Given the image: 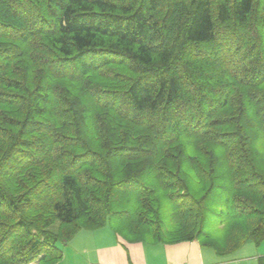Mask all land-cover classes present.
I'll use <instances>...</instances> for the list:
<instances>
[{
	"label": "trees",
	"instance_id": "obj_1",
	"mask_svg": "<svg viewBox=\"0 0 264 264\" xmlns=\"http://www.w3.org/2000/svg\"><path fill=\"white\" fill-rule=\"evenodd\" d=\"M105 226L264 241V0H0V264Z\"/></svg>",
	"mask_w": 264,
	"mask_h": 264
},
{
	"label": "crops",
	"instance_id": "obj_2",
	"mask_svg": "<svg viewBox=\"0 0 264 264\" xmlns=\"http://www.w3.org/2000/svg\"><path fill=\"white\" fill-rule=\"evenodd\" d=\"M75 237L73 240L77 243L70 247L66 246L68 242L63 245L62 259L56 264H259L264 258V241L258 246L253 243L250 246L251 242L243 245L240 249L246 250V255L235 252L220 257L197 241L177 244L127 242L105 227L80 230Z\"/></svg>",
	"mask_w": 264,
	"mask_h": 264
},
{
	"label": "rangeland",
	"instance_id": "obj_3",
	"mask_svg": "<svg viewBox=\"0 0 264 264\" xmlns=\"http://www.w3.org/2000/svg\"><path fill=\"white\" fill-rule=\"evenodd\" d=\"M55 228V227H54ZM105 228L107 229V228H109V229H111V227H109V226H105ZM101 229V228H100ZM94 230H97V229H94ZM75 237V236H74ZM73 237V238H74ZM77 237L78 236H76L75 238L77 239ZM73 238L66 244V246L67 247H70V246H72V245H74L75 243H77L76 241L77 240H73ZM60 245V244H59ZM61 247H63V245H60ZM250 246H252V243H250ZM263 248H264V244H263V246H262ZM242 249H244V248H242ZM238 251H240V252H238ZM238 251H236V255H246L247 254V251L246 250H244V251H241V249L240 250H238ZM37 262H35V263H31V264H36Z\"/></svg>",
	"mask_w": 264,
	"mask_h": 264
}]
</instances>
